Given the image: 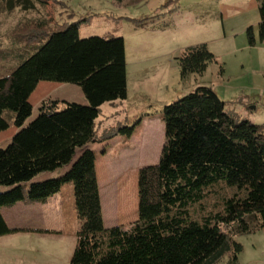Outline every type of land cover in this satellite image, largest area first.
Masks as SVG:
<instances>
[{"label":"trees","instance_id":"obj_1","mask_svg":"<svg viewBox=\"0 0 264 264\" xmlns=\"http://www.w3.org/2000/svg\"><path fill=\"white\" fill-rule=\"evenodd\" d=\"M5 1L11 8L34 5ZM37 1L47 6L51 0ZM257 1L258 36L264 41V0ZM84 20L39 26L30 41L45 42L0 78V131L13 123L19 127L10 144L0 147V187H9L0 190V236L13 230L3 207L45 200L72 183L81 227L70 264H216L227 255L229 264H239L244 246L237 237L264 230V128L237 119L210 86L166 104L157 178L160 211L148 204L151 191L142 177L145 216L129 226H106L95 155L88 146L127 126L98 124L105 103L128 97L126 42L114 34L82 37ZM246 34L254 46L253 25ZM216 59L207 42L188 46L178 57L182 78L204 73ZM41 81L77 84L86 103L47 98L25 125L33 114L30 97ZM64 167L58 177L34 181Z\"/></svg>","mask_w":264,"mask_h":264},{"label":"rangeland","instance_id":"obj_2","mask_svg":"<svg viewBox=\"0 0 264 264\" xmlns=\"http://www.w3.org/2000/svg\"><path fill=\"white\" fill-rule=\"evenodd\" d=\"M31 1L34 5L30 8L22 4L11 8L5 0L0 2V78L9 75L45 42L30 41L34 30L39 26L53 28L66 19L67 11L58 2L64 3L63 0H48L47 6ZM255 3L254 0H98L99 10L110 11L82 23V37L114 34L123 36L126 42L130 96L118 101L115 107L120 109V114L107 126L127 124L132 143L127 147L129 142L119 138L113 145L114 156L102 166V179L110 191L108 196L119 195L118 200L105 197L106 209L113 206L108 218L113 220L111 224L129 226L145 216L139 187L142 177L148 178L147 187L151 191L148 204L153 210L157 207L155 212L160 211L157 178L165 142L161 116L166 104L198 86H210L237 119L264 128V71L259 67L264 50H245L241 36L237 38V46L232 44L234 41L223 39L224 32L238 26L243 17L258 13ZM201 42H207L216 51L217 59L204 73L183 79L178 57L188 46ZM51 83L55 87L47 98L85 101L77 84ZM39 103L32 104L33 114L25 125L39 114ZM103 109L102 121H105L107 111L112 108L106 105ZM18 130L13 123L9 129L0 131V147L10 144ZM58 171L62 174L64 169ZM68 184L63 191L65 220L57 219L56 211L46 210L42 217L32 210L19 221L16 217L18 223H11L12 232L0 236V264H70L81 221L72 206L73 189ZM28 188L26 184V193ZM8 189L0 187L1 191ZM237 240L244 246L239 264H264V230L238 236ZM216 264H229V256Z\"/></svg>","mask_w":264,"mask_h":264},{"label":"crops","instance_id":"obj_3","mask_svg":"<svg viewBox=\"0 0 264 264\" xmlns=\"http://www.w3.org/2000/svg\"><path fill=\"white\" fill-rule=\"evenodd\" d=\"M66 4L67 7L64 8L67 11V15H66V19L64 21H62L61 23L64 22H72L74 20L77 19H85L83 22H87L90 21L91 18L97 14H100L103 11H110L107 8H105V10H99L101 9L100 5H97L98 0H63ZM254 2H256V6H257V10L258 13H256L255 16H253V14L251 15H246L245 17H243L241 19V22L238 24V26H233L232 29L229 32H224V36L223 39L224 40H232L234 41L232 44L237 46V38L241 36V41L243 42V48L245 50H264V41L259 40V36H258V25H259V21H260V12H259V7H258V1L254 0ZM86 9V10H85ZM89 11L91 12V14H89ZM75 13L74 18H71V14ZM85 13L87 15H85ZM82 22V23H83ZM81 23V25H82ZM253 25L255 28V32H256V37H257V43L254 46H251L249 44L248 41V37L246 34V29L248 26ZM81 28V26H80ZM231 38V39H230ZM209 45V44H208ZM234 47V46H233ZM210 48V46H209ZM235 49H239L238 47H234ZM233 48V49H234ZM215 54L216 51L212 48H210ZM252 52V51H251ZM264 52V51H263ZM260 69L262 71H264V58H261L260 60ZM127 76H128V66H127ZM52 81H41L36 90L32 93L30 100L32 101L31 104L35 105L38 104L39 102L42 103V101H44L45 99H47V94L49 95V93L52 91V89L55 87L53 83H51ZM130 96V82H129V76H128V97ZM85 101L81 102V103H86V98L84 96ZM69 101V100H68ZM117 101L114 102H108L105 103L103 106L105 107L106 105H108L110 108H112V110L107 111L108 113H106L104 119L105 121H102V116L104 114V109L102 106V114L100 115L99 119H98V124L101 125V127H106L109 124L114 123V119H116V117L119 116L120 114V109H117L115 106L119 105ZM39 103V104H40ZM129 126H125L122 127L121 130L119 131V133L115 136H113L110 139H107L105 141H96L91 143L88 147L91 148L94 151V155H95V160H96V169H97V176H98V180H99V187H100V193H101V200H102V205H103V215H104V220H105V224L110 225L111 226H115L118 224H111V222H113V220H110L108 218H110L111 216V210H109V208L106 209L105 207V197L107 198H111V200H118L119 195L117 197V195L113 196V193H111V196H108L109 194V190L106 186V183H104L103 179H102V166L103 163L108 160L109 158H111L112 156H114L115 154V148H113V145L116 144L117 141H119V138H124L123 140L125 141L124 143H128L126 144V146H130V144L132 143L130 138L132 137V132L128 131ZM123 145V144H122ZM118 146V145H116ZM128 149V148H127ZM64 172L68 169V167H64ZM59 170V169H58ZM56 170L54 172H45V173H41L39 174L34 181H41V180H45V179H49V178H55L56 176H60L62 174H59V171ZM72 183L68 184V188L73 189V184L71 187ZM65 186V185H64ZM64 186L62 188V190L59 193H56L50 197H48L45 200L42 201H37V202H27V201H21L16 203L15 205L12 206H5L2 208V214L7 222V224L9 225V227L12 228L13 224L11 223H18L15 221V218L17 221H19L20 219L24 218L26 216V213L29 211H38L39 217H42L44 214V210L46 211H56V213H54L55 215H57V219H60V221H64L65 220V204H66V198L63 195V191H64ZM139 193V192H138ZM72 200V206L75 207L74 205V196L70 197ZM67 200L70 201V199L68 198ZM24 213V214H23ZM53 213V212H52ZM34 218L36 219V215L34 216ZM15 225V224H14ZM19 225V224H16ZM37 227V226H36Z\"/></svg>","mask_w":264,"mask_h":264}]
</instances>
